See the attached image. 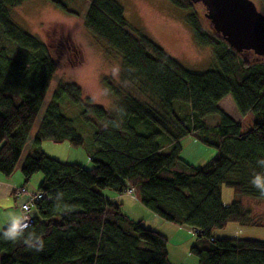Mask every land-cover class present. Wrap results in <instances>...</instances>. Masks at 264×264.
Masks as SVG:
<instances>
[{"label":"trees","instance_id":"trees-1","mask_svg":"<svg viewBox=\"0 0 264 264\" xmlns=\"http://www.w3.org/2000/svg\"><path fill=\"white\" fill-rule=\"evenodd\" d=\"M25 1L0 0L1 37L18 50L13 54L0 47V176L6 178L29 141L57 70L46 46L9 19V10ZM44 1L77 16L60 0ZM167 1L179 10L195 4ZM252 1L264 10V0ZM187 22L195 43L212 49L215 68L184 69L150 38L132 36L115 0H90L84 28L120 56L121 85L145 100L122 95L105 82L108 94L119 101L116 119L90 102L84 108V121L90 115L105 125L92 136L86 169L59 162L41 149L43 141L68 142L74 148L83 144L76 119L62 115L58 106L63 99L79 105L81 91L74 84H57L20 167L25 185L33 175H42L36 191L48 200L35 204L30 230L42 234L45 247L36 252L0 239V264H169L166 237L131 219L122 203L102 194L121 197L128 190L157 218L192 230L203 242L190 248L198 264H264V242L212 235L230 223L248 224L240 203L222 205V185L236 197L264 201L250 183L253 172L261 171L256 161L264 158V59L236 54L197 15ZM227 96L241 117L255 116L248 130L217 107ZM175 103L188 106L189 115L175 112ZM208 116H216L218 125L206 127ZM186 137L213 148L215 155L202 166L185 162L180 141ZM58 190L65 193L67 208L55 206Z\"/></svg>","mask_w":264,"mask_h":264},{"label":"rangeland","instance_id":"rangeland-1","mask_svg":"<svg viewBox=\"0 0 264 264\" xmlns=\"http://www.w3.org/2000/svg\"><path fill=\"white\" fill-rule=\"evenodd\" d=\"M60 1L76 12L77 16L68 15L44 0H26L8 12L10 21L17 28L46 46L57 68L44 95L40 112L29 135V141L23 148L16 165L17 175H20V167L30 150L31 139L36 134L57 84H74L81 91L79 105L73 106L63 99L58 106L62 115L76 119L74 128L83 144L74 148L68 142L54 144L50 141H43L41 149L50 158L62 163L78 164L86 169L90 168L89 157L94 150L92 136L97 130H103L105 125L97 122L90 115L86 116L87 122L84 121L81 115L84 108L90 102L92 106L100 107L108 119H116V107L119 101L108 94L105 82H110L114 88L120 90L122 95L129 93L140 101L145 100L133 93L131 89L121 85L120 56L84 28L83 19L90 0ZM115 2L122 8L128 32L132 36L141 34L150 38L188 71L203 72L215 68L212 49L200 47L195 43L187 22L189 16L197 15L201 24L209 28L208 22L203 17L204 9L199 3L191 4L192 7L188 10H179L167 0H115ZM253 2L257 10L264 15L263 8L256 1ZM0 47L13 54L18 52L15 47L2 39L1 34ZM217 107L233 121L239 123L242 131L248 130L255 122V116L252 114L241 117L229 96L223 98ZM173 108L182 117L189 115V107L186 105L175 103ZM204 124L206 127H215L218 125V118L216 116L205 117ZM192 141L196 143L195 148L191 144ZM180 146L186 158L194 166L206 164L216 153L213 148L197 142L192 137L183 139ZM39 177L42 180L41 174L33 175L29 187L34 186L32 184ZM220 191L222 205L240 203L243 211L248 215V224L230 223L224 229L213 231V237L264 242V201L236 197L233 191L225 185L221 186ZM102 194L105 197L111 193L102 191ZM120 202L131 207L134 204V200L127 197L120 198ZM122 209L125 211L123 206ZM134 212L133 215L129 212L128 216L133 219L141 216L136 209ZM144 220L142 224L147 229L166 236L169 264H198L196 258L190 254V248L195 244L201 245L203 242L199 241L193 232H185L186 230L183 232L181 229L174 232L169 223L165 227H160L152 223L150 219Z\"/></svg>","mask_w":264,"mask_h":264},{"label":"water","instance_id":"water-1","mask_svg":"<svg viewBox=\"0 0 264 264\" xmlns=\"http://www.w3.org/2000/svg\"><path fill=\"white\" fill-rule=\"evenodd\" d=\"M204 7L208 26L236 54L264 59V15L252 0H189Z\"/></svg>","mask_w":264,"mask_h":264},{"label":"clouds","instance_id":"clouds-1","mask_svg":"<svg viewBox=\"0 0 264 264\" xmlns=\"http://www.w3.org/2000/svg\"><path fill=\"white\" fill-rule=\"evenodd\" d=\"M123 114L124 110L121 108L120 115ZM256 164L261 171L253 172L250 183L261 195H264V158L258 159ZM124 196L132 200L138 198L135 193L131 195L125 193ZM40 198L41 194L39 192L25 193V199L21 201L20 205L13 210L7 211L6 221L0 225V239L13 244H22L29 250H34L36 252L43 251L45 241L42 234L30 230L33 218L32 209L35 207V201ZM64 199L65 193L62 190H58L53 197L55 206L58 208H67L68 206L64 203Z\"/></svg>","mask_w":264,"mask_h":264},{"label":"crops","instance_id":"crops-1","mask_svg":"<svg viewBox=\"0 0 264 264\" xmlns=\"http://www.w3.org/2000/svg\"><path fill=\"white\" fill-rule=\"evenodd\" d=\"M185 139V138H184ZM183 140V139H182ZM181 140V141H182ZM180 141V143H181ZM192 146H194L195 148V142L192 141ZM44 152V151H43ZM45 153V152H44ZM181 157L182 159L187 162V163H191L189 162V160L186 158V156L184 155V150L183 148H181ZM16 168L14 169L13 173L9 176V177H3L0 176V225H2L6 219V213L9 210H13L15 208H17L21 201L24 200V197H21L19 199L14 198L11 195V192L14 188H21L24 187L26 191L28 192H34L37 190V187L41 181V177H39L38 179H36L37 181H34V186H30L31 183V179L30 181L25 185L23 182V179L21 177V175H17V173H15ZM14 174V175H13ZM35 180V179H34ZM39 181V182H38ZM125 197V196H115L113 194L107 195L105 196V198L111 200V201H116V202H120V198ZM121 203V202H120ZM123 205V204H122ZM125 211H123L127 216L128 213L130 212L132 215L135 214L134 209H136L138 212L141 213V216H139V218L133 219V220H140L142 221V223H144V219H150L152 221V223H155L156 225H159L160 227H165L168 223H165L164 221H162L161 219L157 218L156 216H154L153 214H151L148 210H146L145 208H143L139 202L137 200H134V204L131 206H127V205H123ZM123 210V209H122ZM129 210V211H128ZM33 211V218L36 216V212L32 209ZM128 211V212H127ZM171 228L174 230V232H176V230H182L183 232H192V230L186 228V227H181L178 225H174L171 224L170 225ZM176 228V229H175ZM173 232V233H174ZM176 234V233H175ZM163 236H165L164 234H162ZM166 237V236H165ZM167 239V238H166Z\"/></svg>","mask_w":264,"mask_h":264},{"label":"built area","instance_id":"built-area-1","mask_svg":"<svg viewBox=\"0 0 264 264\" xmlns=\"http://www.w3.org/2000/svg\"><path fill=\"white\" fill-rule=\"evenodd\" d=\"M34 192H39V191H34ZM25 193H28V191L25 190V188L21 187V188H14L11 192V195L16 198L19 199L21 197L25 198ZM41 194V198L35 201V204L39 203L41 200L47 199L48 197L46 196L45 193L39 192ZM126 193L131 194L132 191L128 190ZM32 223V221H31Z\"/></svg>","mask_w":264,"mask_h":264}]
</instances>
